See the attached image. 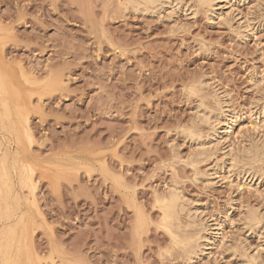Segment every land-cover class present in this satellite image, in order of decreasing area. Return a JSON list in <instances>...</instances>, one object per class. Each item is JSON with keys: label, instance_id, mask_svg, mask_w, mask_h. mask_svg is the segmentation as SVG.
<instances>
[{"label": "rangeland", "instance_id": "374dc122", "mask_svg": "<svg viewBox=\"0 0 264 264\" xmlns=\"http://www.w3.org/2000/svg\"><path fill=\"white\" fill-rule=\"evenodd\" d=\"M137 1L0 0V264H264V0Z\"/></svg>", "mask_w": 264, "mask_h": 264}, {"label": "bare ground", "instance_id": "6f19581e", "mask_svg": "<svg viewBox=\"0 0 264 264\" xmlns=\"http://www.w3.org/2000/svg\"><path fill=\"white\" fill-rule=\"evenodd\" d=\"M145 2H147V3H150V5H151V3H152V5H154L156 2H157V0H144ZM156 1V2H155ZM162 1V0H161ZM168 2L170 1V0H167ZM231 0H199V2L200 3H202L203 5H207L208 7L210 6V7H212V6H214V5H220V7L218 6V8H227L228 6V3L230 2ZM138 2V1H137ZM142 2H143V0H142ZM144 2V7H149V6H146L147 4ZM160 2V1H159ZM163 2V1H162ZM164 2H166V1H164ZM163 2V3H164ZM139 3H141V1L139 0V2H138V4ZM154 3V4H153ZM161 3V2H160ZM167 3V2H166ZM142 5V4H141ZM163 5V4H162ZM139 6V9H141L142 10V7L140 6V5H138ZM141 7V8H140ZM147 9V8H146ZM145 9V10H146ZM148 9H150V8H148ZM213 9V8H212ZM211 9V10H212ZM143 10H144V8H143ZM228 10H229V8H228ZM0 55H1V53H0ZM2 62V61H1ZM2 64V63H1ZM0 64V106L2 107V112L0 113V119H1V126L0 127H2L3 128V130H5L7 133H9L10 135H13L14 137H16V139H19V137H21V134H20V129H21V125L23 124L22 122H23V117H22V114H21V111L19 110V107L16 105L15 106V110H12V105H11V96L9 95V84L7 83V79H6V77H7V73H5V71L1 68V67H3L2 65ZM263 92H264V90H263ZM261 94H263V93H261ZM263 96V95H262ZM260 99V98H259ZM259 99H258V101H259ZM261 99H263V98H261ZM220 100H222V98L220 99ZM223 101V100H222ZM221 102V101H220ZM222 104L223 103H225V101L224 102H221ZM225 108V107H224ZM204 109V108H203ZM206 109V108H205ZM204 109V110H205ZM202 111V110H201ZM207 111V110H206ZM202 112H204L205 113V111H202ZM209 112V111H208ZM208 112H206V114L205 115H203L202 114V116H204V118H202V119H204L205 120V117H206V119H207V121L208 120H211L212 119V116H213V114L211 115V118L209 117V115L207 114ZM200 113V112H199ZM206 115H208V117L206 116ZM199 116H201V115H199ZM215 117V116H214ZM213 117V121H214V123L215 122H218L219 120H220V118H218V117H215L214 118ZM211 120V121H212ZM206 121V120H205ZM213 121L211 122V123H213ZM224 121V120H223ZM208 123H210V122H208ZM210 123V124H211ZM213 123V124H214ZM219 124V123H218ZM215 125V124H214ZM216 127V126H215ZM215 129H217V127L215 128ZM2 130V129H1ZM217 130H219V129H217ZM22 132V131H21ZM2 135V134H1ZM0 135V136H1ZM193 136H196L195 135V133H194V135ZM7 138V137H6ZM192 138V137H191ZM196 138V137H195ZM200 138V137H199ZM192 139H194V138H192ZM201 140V139H200ZM254 140V139H253ZM258 140V139H257ZM16 141V140H15ZM244 141V140H243ZM259 141V140H258ZM8 142V141H7ZM195 142H196V140H195ZM200 142V141H199ZM245 142V141H244ZM246 142H248V141H246ZM256 143V142H255ZM1 144V143H0ZM15 144V143H14ZM211 144V143H210ZM242 144H244V143H241V145ZM247 144V143H246ZM249 144H251V142L250 143H248L247 145H243V146H241V148H238V149H235L234 151H232L229 155H230V157H229V155H228V157L229 158H227V159H230L229 160V162H231V164H233V165H235V167L237 166V164L238 163H243L242 165V168H243V170L244 169H246V168H244V165H245V167H246V164H244V158L246 157V156H248L250 159H253V157H255L256 158V156H258V153H260L259 152V150H258V147L257 146H255V147H257V148H255L254 146H251V145H249ZM253 144V143H252ZM198 145V144H197ZM217 145H218V143H217ZM254 145V144H253ZM256 145V144H255ZM260 145V144H259ZM198 147H199V145H198ZM200 147H202V146H200ZM212 147V146H211ZM261 149V148H260ZM18 150V149H17ZM200 150H201V148H200ZM200 150H199V155H200ZM229 151V150H228ZM261 151V150H260ZM20 152V151H19ZM197 152H198V150H197ZM263 152H264V150H263ZM6 153V152H5ZM5 153H4V155H5ZM202 153H204L203 152V150H202ZM193 154V153H192ZM262 154V153H261ZM261 154H259L260 156H261ZM3 155V156H4ZM11 155V154H10ZM14 155V154H13ZM196 155H198V154H196ZM227 155V154H226ZM12 156V155H11ZM18 156V155H17ZM14 157V156H13ZM20 157V156H19ZM193 157V156H192ZM259 157V156H258ZM257 157V158H258ZM16 160L18 159V157L16 158V156L14 157ZM14 158H12V159H14ZM2 159V158H1ZM5 159V158H4ZM8 159V158H7ZM193 159V158H192ZM246 159H247V157H246ZM262 159V158H261ZM11 160V159H10ZM258 160V159H257ZM6 161H8V160H6ZM19 161V160H18ZM17 161V162H18ZM248 161H250V160H248ZM247 161V162H248ZM252 161V160H251ZM250 161V162H251ZM256 161V160H255ZM3 162V161H2ZM5 162V161H4ZM23 162V161H22ZM246 162V163H247ZM8 163V162H7ZM12 163V162H11ZM13 163H15V161L13 162ZM253 163H254V161H253ZM19 164V163H18ZM252 164V163H251ZM251 164H249V165H251ZM3 165L5 166V163H3ZM9 165V164H8ZM14 165V164H13ZM248 165V164H247ZM16 166L18 167V165L17 164H15L14 165V167L12 166V168L14 169H16ZM21 166V165H20ZM23 166V165H22ZM231 166V165H230ZM24 167V166H23ZM7 168V167H6ZM237 168V167H236ZM236 168H235V170H236ZM240 168V167H239ZM251 168H252V166H251ZM253 168H254V166H253ZM10 169H11V166H10ZM9 169V170H10ZM20 168H18V170H19ZM24 169V168H23ZM248 169H250V168H247L246 170L247 171H249ZM21 170V169H20ZM7 171V170H6ZM254 171V170H253ZM24 172V171H23ZM243 172V171H242ZM5 173V172H4ZM10 173V172H9ZM8 174V173H7ZM13 174V173H12ZM12 174H11V176H12ZM21 174V173H20ZM29 174V173H28ZM10 176V175H9ZM18 176H19V174H18ZM11 178V177H10ZM9 178V179H10ZM18 178V177H17ZM20 178H22V175H21V177ZM8 179V180H9ZM28 179V178H27ZM11 181V180H10ZM9 182V181H8ZM13 182V181H12ZM19 182V181H18ZM20 182H23V179H22V181H20ZM2 184V183H1ZM10 184H12V183H10ZM14 184V183H13ZM12 184V185H13ZM22 184V183H21ZM24 184V183H23ZM11 185V186H12ZM3 187V186H2ZM14 187V186H13ZM13 187H10L11 189H13ZM170 188V187H169ZM1 189H3V188H1ZM15 189V188H14ZM177 189H176V187L174 188L173 187V185H172V187H171V189H170V192L168 193L169 194V199H167V200H169V204H168V206H170L171 207V211H170V215L171 214H175V215H177L176 213H174V211L176 210L175 209V207H177V203H178V201L180 200V199H182L184 202H187L185 199H183V197L179 194V192L178 191H176ZM9 191V190H8ZM12 191V190H11ZM1 192V191H0ZM14 192H17L16 190L14 191ZM2 193V192H1ZM181 193V192H180ZM4 194V193H3ZM6 194V193H5ZM15 194V193H14ZM12 195H13V193H12ZM18 195V194H17ZM8 196V195H7ZM167 196V195H166ZM164 197V196H163ZM7 198H9V197H7ZM12 198V197H11ZM19 198H21V197H19ZM166 198V197H165ZM15 200V199H14ZM18 200V199H17ZM4 201V200H3ZM10 201V200H9ZM12 202H13V200H11ZM184 202H183V206H184V208L183 209H188V211L191 213V212H193L194 214L193 215H196L195 213L198 211V209L196 210V208L193 210V208L195 207H193V205H191L193 208H185V205H184ZM10 203V202H9ZM15 203V202H14ZM31 203V202H30ZM188 203V202H187ZM191 203H193V201H191L190 203H189V205L191 204ZM13 204V203H12ZM20 204V203H19ZM18 204V205H19ZM15 205V204H14ZM14 205H12L13 207H14ZM31 205V204H30ZM4 206V205H3ZM17 206V205H16ZM28 206V205H27ZM181 206V205H180ZM191 206H189V207H191ZM197 207V206H196ZM166 208V207H165ZM20 209V208H19ZM25 209V208H24ZM29 209V208H28ZM27 209V210H28ZM11 210V209H10ZM14 210V209H13ZM13 210H11V215H13L12 214V211ZM16 210V209H15ZM27 210H26V212H27ZM20 211V210H19ZM253 212L252 210H249V211H247L246 213H245V215H246V217H245V219L247 220H253L254 218H253V216H254V214L253 213H251V212ZM14 212V211H13ZM18 212V211H17ZM188 212V213H189ZM6 213H7V211H6ZM20 213H21V211H20ZM19 212L17 213L18 214V217L20 216V217H22L23 215H19L20 214ZM24 213V212H23ZM168 213V212H167ZM200 213V212H199ZM8 214V213H7ZM22 214V213H21ZM32 214V213H31ZM192 214V213H191ZM253 214V215H252ZM33 215V214H32ZM199 215V214H198ZM200 215H201V213H200ZM199 215V216H200ZM244 215V214H243ZM27 216V215H26ZM29 217L31 216L30 215V212H29V215H28ZM27 216V217H28ZM168 216H169V214H168ZM7 217V216H6ZM11 217V216H10ZM17 217V216H16ZM15 217V218H16ZM19 217V218H20ZM12 218V217H11ZM31 218V217H30ZM173 218V217H172ZM4 219H6L5 217H4ZM3 219V220H4ZM22 219V218H21ZM195 219H196V217H195ZM20 220V219H19ZM25 220V219H24ZM27 220H29V218L27 219ZM170 220H172V219H170ZM199 220H201L202 221V231H203V233L201 232L200 233V235L198 236V238L197 239H195L194 240V243H196V245H194V243L192 242V241H190L191 239H189V241H190V243L192 242L193 243V246L195 247H199L202 243H203V240L204 239H206V233H207V225H206V220L204 219V217H202V218H200ZM209 220V219H208ZM7 221H8V219H7ZM9 221H10V218H9ZM16 221H17V223L16 224H18V227H15L14 229H13V232H12V235H11V238H10V240H8L9 242L7 243L8 244V253H7V255L8 256H6V257H8V258H6L7 260V262H6V264L9 262V264H13V255H12V252H13V250L16 248V246H17V243H19L21 240H23V241H26L27 240V234H26V232H24V228H22V227H19V225H22L21 224V222H22V220H20L19 222H18V220L16 219ZM31 221H32V219H31ZM175 221V220H174ZM200 221V222H201ZM4 222V221H3ZM251 222V221H250ZM9 223V222H8ZM7 223V224H8ZM13 223V222H12ZM23 223V222H22ZM6 224V225H7ZM27 224H28V222H27ZM29 224L31 225V222H29ZM28 224V225H29ZM175 224V223H174ZM201 224V223H200ZM4 225V224H3ZM177 225V224H176ZM12 227H13V224L11 225ZM24 226V225H23ZM4 227H5V225H4ZM9 227V226H8ZM2 228V227H1ZM252 228V227H251ZM12 229V228H11ZM30 229V228H29ZM3 230V229H2ZM31 230H32V228H31ZM30 231V230H29ZM11 232H10V234H11ZM32 232V231H31ZM3 233V232H2ZM29 233V232H28ZM29 237H30V233H29V235H28ZM3 240V239H2ZM29 240V239H28ZM32 240V239H31ZM30 241V240H29ZM33 242V241H32ZM23 243V242H22ZM29 245L30 244H32V243H29V242H27ZM190 243H188V244H190ZM191 243V244H192ZM22 245H24V243L22 244ZM21 245V246H22ZM231 245V244H230ZM5 246V245H4ZM25 246V245H24ZM23 246V247H24ZM192 246V245H191ZM193 247V248H194ZM195 247V248H196ZM29 248V247H28ZM237 248V247H236ZM19 249V248H18ZM22 250H24L23 248H22ZM31 250V249H30ZM1 252V251H0ZM24 252V251H23ZM34 252V251H33ZM14 253V252H13ZM25 253V252H24ZM19 254V253H18ZM23 254V253H22ZM2 255V254H1ZM32 255V254H31ZM35 255V254H34ZM35 257V256H34ZM26 258V257H25ZM19 259V258H18ZM22 259V258H21ZM24 259V258H23ZM35 259V258H34ZM33 260V259H32ZM19 261V260H18ZM24 261V260H23ZM20 264V263H19Z\"/></svg>", "mask_w": 264, "mask_h": 264}]
</instances>
